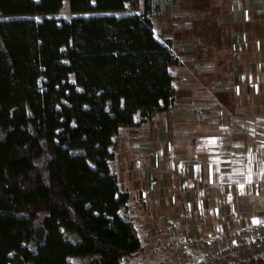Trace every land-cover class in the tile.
<instances>
[{
  "label": "trees",
  "instance_id": "obj_1",
  "mask_svg": "<svg viewBox=\"0 0 264 264\" xmlns=\"http://www.w3.org/2000/svg\"><path fill=\"white\" fill-rule=\"evenodd\" d=\"M65 1L0 0V264L141 249L111 161L120 129L174 97L179 59L153 20L171 0H67L60 18Z\"/></svg>",
  "mask_w": 264,
  "mask_h": 264
},
{
  "label": "crops",
  "instance_id": "obj_2",
  "mask_svg": "<svg viewBox=\"0 0 264 264\" xmlns=\"http://www.w3.org/2000/svg\"><path fill=\"white\" fill-rule=\"evenodd\" d=\"M221 7L227 14L214 21L204 10L195 20L202 37L177 28L157 37L170 39L179 59L174 97L116 136L111 169L129 195L120 212L141 239L123 264H182L185 242L201 260L196 241L264 222V0ZM165 241L169 249L157 253Z\"/></svg>",
  "mask_w": 264,
  "mask_h": 264
},
{
  "label": "built area",
  "instance_id": "obj_3",
  "mask_svg": "<svg viewBox=\"0 0 264 264\" xmlns=\"http://www.w3.org/2000/svg\"><path fill=\"white\" fill-rule=\"evenodd\" d=\"M162 237H165L161 232ZM194 246L202 253L201 260L194 261L188 251V242L179 247L182 264H234L247 259L264 260V222L244 225L218 237L198 240ZM169 249L165 241L156 252Z\"/></svg>",
  "mask_w": 264,
  "mask_h": 264
},
{
  "label": "rangeland",
  "instance_id": "obj_4",
  "mask_svg": "<svg viewBox=\"0 0 264 264\" xmlns=\"http://www.w3.org/2000/svg\"><path fill=\"white\" fill-rule=\"evenodd\" d=\"M143 0H141L142 3ZM175 1V2H174ZM170 1L163 7V12L160 15L154 16L153 20L156 26L157 37L164 39L165 34L168 32H174L177 28L179 36H186L185 32L194 30V28H200L199 24H196L197 18H200L201 11L204 10V15L209 14L210 17L216 16V14H227V7H221L228 0H174ZM142 9V6H141ZM75 15L68 10V1L64 2V6L59 13L60 18H69ZM217 15V16H218ZM1 18V15H0ZM214 21L215 19L212 18ZM202 37V33L198 32ZM72 78V77H71ZM73 79V78H72ZM76 264H84L88 259L87 257H71L70 258ZM234 264H264V260L256 261L253 259H247Z\"/></svg>",
  "mask_w": 264,
  "mask_h": 264
},
{
  "label": "snow or ice",
  "instance_id": "obj_5",
  "mask_svg": "<svg viewBox=\"0 0 264 264\" xmlns=\"http://www.w3.org/2000/svg\"><path fill=\"white\" fill-rule=\"evenodd\" d=\"M214 142V141H213ZM241 187H243V186H241Z\"/></svg>",
  "mask_w": 264,
  "mask_h": 264
}]
</instances>
